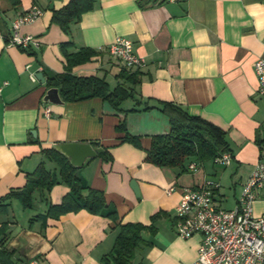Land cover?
I'll return each mask as SVG.
<instances>
[{
    "label": "crops",
    "instance_id": "obj_1",
    "mask_svg": "<svg viewBox=\"0 0 264 264\" xmlns=\"http://www.w3.org/2000/svg\"><path fill=\"white\" fill-rule=\"evenodd\" d=\"M68 2L17 0L13 5L11 0H0V198L23 188L26 175L41 162L58 174L41 150L61 143L94 142L107 148L110 158L86 160L77 175L83 185L104 194L116 215L111 219L81 210L47 219L38 196L31 210L11 200L0 213V228L6 227L0 241L9 253L2 260L100 264L121 225H149L151 217L162 212L166 216L154 224L156 233H142L148 244L136 251L137 256L135 252L132 264H191L201 236L181 239L175 233L182 190L213 180L220 185L214 194L216 204L233 210L255 165L264 160V98L257 93L253 69L264 52V0H166L150 8L142 0H96L65 31L51 18ZM33 6L42 15L19 33L36 37L39 49L23 51L8 45L3 34H9L13 21ZM117 37L131 40L134 53L144 59L135 86L117 80L124 67L105 51ZM65 44L68 53L83 48L99 52L91 62L74 67L72 75L104 79L111 90L123 84L134 89L133 97L118 109L102 98L45 102L46 80L65 70ZM159 103H171L225 131L230 164L217 170L212 160L200 163L190 157L180 170L147 163L152 137L169 132ZM120 125L124 131L117 130ZM126 135L136 143L122 142ZM100 147L92 146L96 153ZM190 164L196 165L195 170H188ZM68 191L64 184L55 185L47 202L59 204ZM253 213L264 214V193L253 204Z\"/></svg>",
    "mask_w": 264,
    "mask_h": 264
},
{
    "label": "trees",
    "instance_id": "obj_2",
    "mask_svg": "<svg viewBox=\"0 0 264 264\" xmlns=\"http://www.w3.org/2000/svg\"><path fill=\"white\" fill-rule=\"evenodd\" d=\"M96 0H69L63 8L53 11L51 22L59 25L65 31L69 24L80 20L81 16L93 8ZM148 8L151 0H142ZM13 5L17 0H11ZM6 33L3 37H6ZM67 45L62 46L65 60L64 72L50 77L46 80L49 89L58 90L59 97L64 103H73L91 98H102L110 105L118 109L120 103L127 98L133 97L134 89L123 84H117L112 90L108 83L97 77H77L72 75L74 67L89 63L99 52L89 48H83L75 53H68ZM139 71L131 72L125 68L121 69L116 76L117 80L135 86L140 83ZM157 107L165 114L169 121V132L165 135L152 137L150 148L146 151L145 161L156 167L177 168L183 170L185 161L190 157H195L200 163L213 160L215 157L228 152L229 145L226 140V132L213 124L197 117L189 116L183 109L171 103H159ZM150 108L146 107L145 110ZM117 130L124 131V126L120 125ZM122 142L136 143V139L125 136ZM95 148H99L98 143H91ZM107 148L97 151L96 157L107 161L110 156ZM41 154L57 167L58 174L50 172L45 168L43 162L26 175V183L23 188L11 190L5 197L0 198V213L5 212L9 206L7 202L17 200L23 209H33L35 206V196L46 206L44 218L58 219L60 216L86 210L93 215L106 216L114 219L116 213L110 210L104 194L101 191L91 189L83 185L77 175L78 169L71 166L69 159L59 154L53 147L41 150ZM64 184L69 188L68 193L61 202L53 205L47 202V194L57 184ZM165 213L159 212L153 215L149 225L124 224L119 227L111 251L104 255L100 264H132L135 252L145 243L142 233L150 235L156 233L154 224ZM5 226H1L0 234L5 231ZM1 248L3 247L0 241ZM9 253L0 250V263L8 264L2 259L8 257Z\"/></svg>",
    "mask_w": 264,
    "mask_h": 264
},
{
    "label": "built area",
    "instance_id": "obj_3",
    "mask_svg": "<svg viewBox=\"0 0 264 264\" xmlns=\"http://www.w3.org/2000/svg\"><path fill=\"white\" fill-rule=\"evenodd\" d=\"M42 10L31 7L16 18L11 31L4 38L10 46L23 51L39 49V40L32 35H21L20 28L30 24L42 15ZM108 55L119 60L131 72L140 71L144 59L133 51L131 40L117 37L105 49ZM257 79V93L264 98V52L254 63ZM35 81V77L31 76ZM1 92V88H0ZM49 115V110L44 109ZM215 166L227 167L231 162L226 152L212 160ZM190 164L188 170H195ZM220 187L213 180H206L200 186L184 188L175 209L174 229L177 237L189 239L195 234L201 236L197 257L191 264H264V214L255 216L253 204L264 193V160L259 161L242 186L237 206L223 210L215 202V191ZM171 192V191H169ZM16 264H40L31 259Z\"/></svg>",
    "mask_w": 264,
    "mask_h": 264
},
{
    "label": "water",
    "instance_id": "obj_4",
    "mask_svg": "<svg viewBox=\"0 0 264 264\" xmlns=\"http://www.w3.org/2000/svg\"><path fill=\"white\" fill-rule=\"evenodd\" d=\"M166 0H151L150 5L152 6H158L162 4ZM37 79L42 80L43 78L41 74L37 75ZM45 102H50V103H61V99L59 97L58 90L55 88L49 89L46 92V95L44 97ZM35 135V132L32 133ZM59 154L65 156L66 158L69 159V162L71 166L74 168H81L84 164V162L88 159H93L96 157V152L92 148V146L89 143H61L58 145H55L53 147ZM132 190L138 196V187L135 183V181H131L130 184Z\"/></svg>",
    "mask_w": 264,
    "mask_h": 264
},
{
    "label": "rangeland",
    "instance_id": "obj_5",
    "mask_svg": "<svg viewBox=\"0 0 264 264\" xmlns=\"http://www.w3.org/2000/svg\"><path fill=\"white\" fill-rule=\"evenodd\" d=\"M109 80H111V79H109ZM111 82V81H110ZM111 84H113L112 82H111ZM207 163H211L210 162V160L209 161H206ZM216 167V169L217 170H219V169H223V167H221V166H215ZM138 255V252H136V256Z\"/></svg>",
    "mask_w": 264,
    "mask_h": 264
}]
</instances>
